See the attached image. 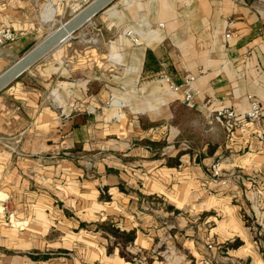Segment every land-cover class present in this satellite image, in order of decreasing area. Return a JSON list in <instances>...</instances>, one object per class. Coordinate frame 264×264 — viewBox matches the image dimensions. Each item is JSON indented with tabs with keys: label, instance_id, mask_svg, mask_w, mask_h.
Segmentation results:
<instances>
[{
	"label": "crops",
	"instance_id": "obj_1",
	"mask_svg": "<svg viewBox=\"0 0 264 264\" xmlns=\"http://www.w3.org/2000/svg\"><path fill=\"white\" fill-rule=\"evenodd\" d=\"M47 2L0 0L18 33L0 74L85 5ZM99 13L0 91V264H135L141 251L148 264H264V116L232 133L209 123L249 95L264 112V0H114ZM189 74L192 105L165 79ZM216 160L228 186L208 174ZM105 222L134 242L116 245Z\"/></svg>",
	"mask_w": 264,
	"mask_h": 264
},
{
	"label": "built area",
	"instance_id": "obj_2",
	"mask_svg": "<svg viewBox=\"0 0 264 264\" xmlns=\"http://www.w3.org/2000/svg\"><path fill=\"white\" fill-rule=\"evenodd\" d=\"M73 3H77L78 1H82L83 3L88 4L92 0H71ZM64 0H48L46 6L50 9L59 7L60 5H64ZM82 8V7H81ZM80 6L78 10L81 9ZM233 35L232 32H228L226 34V38H231ZM18 37V33L10 26H5L0 23V48H2L5 44L16 40ZM173 91H180L183 94V102L187 105H192L194 103V97L196 95V90L194 89V82L196 80V75L189 74L186 76L183 81L179 84L173 83L169 78H165ZM248 108L245 112L240 113L236 109L232 107H222L216 110L210 117L209 123L213 124L214 122H220L225 125L226 129L232 133L235 125L242 120H250L257 121L263 118V106L258 98L255 96H248ZM261 140H264V134L260 136ZM211 180L214 183H220L222 185H228L231 183V177H226L223 174L221 168V162L216 160L211 164L210 171L208 172ZM261 234V232H260ZM208 247L212 248V244L208 243ZM205 264H210L209 261H205Z\"/></svg>",
	"mask_w": 264,
	"mask_h": 264
},
{
	"label": "water",
	"instance_id": "obj_3",
	"mask_svg": "<svg viewBox=\"0 0 264 264\" xmlns=\"http://www.w3.org/2000/svg\"><path fill=\"white\" fill-rule=\"evenodd\" d=\"M113 1L114 0H92L53 32L49 33L42 41L37 43L0 74V91L21 76L56 46L68 40L74 32Z\"/></svg>",
	"mask_w": 264,
	"mask_h": 264
},
{
	"label": "rangeland",
	"instance_id": "obj_4",
	"mask_svg": "<svg viewBox=\"0 0 264 264\" xmlns=\"http://www.w3.org/2000/svg\"><path fill=\"white\" fill-rule=\"evenodd\" d=\"M84 6H82V8ZM78 11L79 10H77V12ZM77 12H72L71 14L70 13H65L64 16L57 17L54 21L44 25V27L40 30V36H38L37 39H36L37 43L42 41L49 33L53 32L56 28H58L60 25H62L66 20H68L70 17H72ZM98 14H100V13H98ZM98 14L96 16H99ZM82 29H83V27L81 26L80 29L78 30V32L81 31ZM51 55H52V51H50L47 55H45L46 57L41 58L39 62L40 63L44 62ZM15 61H17V60L14 59L13 62H11V63L13 64ZM220 185H222V184H220ZM228 185H223V186H228ZM7 209H9V211H10L11 205L8 204ZM262 237H263V239H262L261 245H264L263 244L264 234H263ZM132 260L135 262V264H148L147 263L148 255L145 252H142V251L141 252H137V253L133 254V259Z\"/></svg>",
	"mask_w": 264,
	"mask_h": 264
},
{
	"label": "trees",
	"instance_id": "obj_5",
	"mask_svg": "<svg viewBox=\"0 0 264 264\" xmlns=\"http://www.w3.org/2000/svg\"><path fill=\"white\" fill-rule=\"evenodd\" d=\"M99 228L105 232L109 238H112L116 245H120L122 248H125L128 244L133 243L136 238L135 231H121L111 222L102 223L99 225Z\"/></svg>",
	"mask_w": 264,
	"mask_h": 264
}]
</instances>
